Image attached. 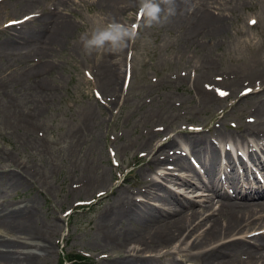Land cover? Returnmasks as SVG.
Instances as JSON below:
<instances>
[{
    "label": "rangeland",
    "instance_id": "obj_1",
    "mask_svg": "<svg viewBox=\"0 0 264 264\" xmlns=\"http://www.w3.org/2000/svg\"><path fill=\"white\" fill-rule=\"evenodd\" d=\"M1 1L0 49L6 36L15 34L17 25L8 24L30 15L19 14L18 7ZM62 1L66 7L48 3L43 8L54 10L51 14L71 23L65 40L37 57L29 51L33 46L30 42L20 51L17 46L24 42L14 43L12 51L0 52V203L14 208L25 205L29 198H38L40 225L57 231L51 236L54 252L48 264H60L62 253L84 255L88 264H112L117 255L103 241L106 234L100 231L104 225L99 220L113 196L106 201L97 195L134 192L144 174L163 182L148 171V139L149 145L153 140L151 146L156 147L160 139L163 142L195 125L204 132L216 127L238 141L241 134L237 127L243 125L250 104L261 103L264 110V0H183L184 22L172 24L170 18L152 27L143 25L137 15V0H131L129 12L115 20L137 26L135 43L120 53L91 56L83 51L79 38L91 28L90 18L96 13L109 17V9L103 7L107 0ZM39 10L33 15H42ZM205 15L214 19L213 26L218 29L194 37L198 20ZM117 64L121 65V91L112 95L101 90V83L110 68L118 73ZM207 69L216 80L215 90L196 84ZM259 70L262 88L258 89L260 85L252 79L257 88L247 96L244 92L240 97L234 94L225 79L241 76V91L249 75ZM219 90L229 95L224 99ZM186 137L179 134L175 139L185 144ZM206 137L213 139L209 134ZM162 166L165 173L166 166L176 164L164 162ZM14 168L30 175L29 179L33 176L37 185L28 186L26 191L9 188L2 175ZM171 172L173 177L180 174ZM101 176L104 184L81 188L86 179ZM196 191L200 190H182L178 197L181 200L186 195L192 202L200 201ZM79 204L91 205L78 208ZM192 239L171 247L181 244L185 248ZM28 250L42 255L36 249ZM126 255H135V251ZM178 258L184 264H195L191 258ZM170 260L168 264H181L179 259Z\"/></svg>",
    "mask_w": 264,
    "mask_h": 264
},
{
    "label": "bare ground",
    "instance_id": "obj_2",
    "mask_svg": "<svg viewBox=\"0 0 264 264\" xmlns=\"http://www.w3.org/2000/svg\"><path fill=\"white\" fill-rule=\"evenodd\" d=\"M1 3L18 7L17 13L25 15H33L36 10L42 9L39 10L42 15L37 12L31 19L20 22L15 34L6 36L7 40L0 52L12 51L16 47L14 43L24 42L17 46L16 50L20 51L30 42L33 46L29 51L37 57L57 46L71 33V23L66 18L51 14L54 10L43 8L48 3L52 7H66L62 0H2ZM175 4L176 14L171 17L172 24L184 22L187 18L186 2L175 0ZM103 7L109 9L110 19H118L126 15L133 4L131 0H107ZM213 24V18L206 15L201 17L192 35L201 34L202 31L213 33L218 29ZM117 62L114 61V64ZM117 66L118 73H113L110 68L101 83V90L112 95L121 91V65ZM204 73L197 79V86L203 83L206 90L218 88L211 76L212 70L207 69ZM261 74L259 70L253 76L249 75V81L241 91L238 90L241 76L232 75V78L225 79L236 92L234 94L240 97L242 92L257 88V84L251 83L252 79L262 84ZM237 130L241 134L238 141L216 127L210 133L203 129L199 133L189 132L183 147L175 138L184 134V131H178L179 134L163 142L160 139L156 147L151 146L153 140L149 145L148 139L145 155L148 171H154L164 162L173 161L181 173L177 177L162 173L159 177L163 182L144 174L134 192L115 191L104 195L103 200L106 201L113 196L112 203L104 209L99 220L104 225L100 231L105 230L106 234L103 241L112 246L117 255L112 264H168L171 257L184 264L178 256L191 258L195 264H264V188L258 185L260 181L252 175L254 173L249 176L244 162L248 160L257 164L264 173V110L261 103L250 104L248 115ZM156 133L160 134L158 130ZM206 134L213 136V139L207 138ZM227 144L230 148L222 151V158L221 146ZM182 148H188L191 160H188ZM221 159H224V164ZM236 165L241 167V173L235 171ZM12 171L2 175L9 188H23L26 191L28 186L37 185L33 176L31 182L30 175L25 172L15 168ZM97 179H86L81 188L105 183L102 176ZM194 180L198 183H194ZM164 182L173 187H166ZM189 189L203 192L196 191L195 197L201 200L192 202L188 196L180 200V192ZM100 195L101 192L97 197ZM135 195L145 200H135ZM38 205L36 196L29 198L25 205L14 208L8 203H0V264L49 263L54 252L51 236L57 231L55 233V228L40 225ZM249 234L250 237H247ZM192 237L187 247L181 248V244ZM178 241H181L179 246L171 247ZM28 249H36L42 255ZM130 251H135V255H126ZM144 253L156 255L144 256Z\"/></svg>",
    "mask_w": 264,
    "mask_h": 264
},
{
    "label": "clouds",
    "instance_id": "obj_3",
    "mask_svg": "<svg viewBox=\"0 0 264 264\" xmlns=\"http://www.w3.org/2000/svg\"><path fill=\"white\" fill-rule=\"evenodd\" d=\"M138 13L146 27L162 25L176 14L175 0H137ZM91 19V28L80 35L83 51L115 54L129 49L138 38L136 25H129L96 13Z\"/></svg>",
    "mask_w": 264,
    "mask_h": 264
},
{
    "label": "trees",
    "instance_id": "obj_4",
    "mask_svg": "<svg viewBox=\"0 0 264 264\" xmlns=\"http://www.w3.org/2000/svg\"><path fill=\"white\" fill-rule=\"evenodd\" d=\"M69 264H87L81 257L72 256L67 257Z\"/></svg>",
    "mask_w": 264,
    "mask_h": 264
},
{
    "label": "snow or ice",
    "instance_id": "obj_5",
    "mask_svg": "<svg viewBox=\"0 0 264 264\" xmlns=\"http://www.w3.org/2000/svg\"><path fill=\"white\" fill-rule=\"evenodd\" d=\"M225 93H221V95H224Z\"/></svg>",
    "mask_w": 264,
    "mask_h": 264
}]
</instances>
